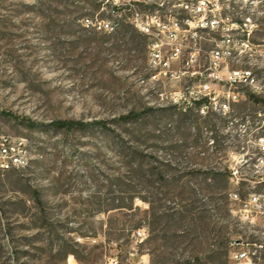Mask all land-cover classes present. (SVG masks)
I'll return each mask as SVG.
<instances>
[{
  "label": "rangeland",
  "instance_id": "1",
  "mask_svg": "<svg viewBox=\"0 0 264 264\" xmlns=\"http://www.w3.org/2000/svg\"><path fill=\"white\" fill-rule=\"evenodd\" d=\"M104 1L0 0V134L23 138L31 155L0 172V264H141L142 255L149 264H231L233 239L264 244V216L251 224L237 212L264 191V166L252 159L264 134V0H221L226 20L253 17L262 43L227 64L252 69L261 88L236 89L263 100L232 103L226 115L165 98L194 82L150 80L147 37L135 27H84V16L112 17ZM133 1L151 11L161 0ZM221 37L203 33L197 69ZM64 119L105 125H49ZM140 228L142 240L133 237ZM255 260L264 264V248Z\"/></svg>",
  "mask_w": 264,
  "mask_h": 264
},
{
  "label": "built area",
  "instance_id": "2",
  "mask_svg": "<svg viewBox=\"0 0 264 264\" xmlns=\"http://www.w3.org/2000/svg\"><path fill=\"white\" fill-rule=\"evenodd\" d=\"M171 1L166 3L161 0L154 10L142 11L133 0H105V4L113 5L112 17L98 14L95 17L84 16L81 21L86 28L105 32H115L121 26L132 25L147 37L149 67L152 70L150 80L165 83L172 79H186L194 82L192 85L165 90V98L182 111L197 106L201 112L226 115L231 111L232 103L248 99V94L236 87L247 86L254 93L261 88L252 69L230 68L227 64L233 55L259 51L257 48L262 43L253 38L258 23L248 15L239 21L233 18L226 20L222 15L221 0H215L221 6L218 12L213 0ZM240 29L243 33L238 39L234 30ZM216 30H222V37L209 50L206 56L208 65L202 70L197 69L202 56L200 42L203 33ZM194 79L199 80V83H195ZM199 101L200 105L197 104ZM259 138V155L251 157L256 168L264 166V134L259 135ZM30 160V151L23 138L0 134V172L24 168ZM241 161L248 162L244 156ZM235 173L232 170V174ZM230 197L233 201L242 200L236 192H231ZM237 212L241 221L251 224L257 217L264 216V191L251 192ZM145 235L143 228L133 233V237L139 240ZM243 244L237 238L232 240L230 263L259 264L255 258L264 244L254 242V248L250 243ZM139 262L149 264V259L142 255ZM106 264H119V260L112 256Z\"/></svg>",
  "mask_w": 264,
  "mask_h": 264
},
{
  "label": "trees",
  "instance_id": "3",
  "mask_svg": "<svg viewBox=\"0 0 264 264\" xmlns=\"http://www.w3.org/2000/svg\"><path fill=\"white\" fill-rule=\"evenodd\" d=\"M233 20H238L239 21V19H233ZM128 26H132V25L128 24ZM248 99H253V100H256V101H262L263 100L262 98H259L258 96L254 95V94L248 95ZM200 103H201V101H199L197 104L200 105ZM142 113H143V111H140V112H129L127 114L121 115L120 119L128 121V120H131V119H134V118H137V117L141 116ZM98 123L105 125V121H103V120H97L95 122H85V121H81V120H68V119L54 120V121H51L49 123V125H53V126H55L57 128L72 129V128H84V127H86V126H88L90 124H98Z\"/></svg>",
  "mask_w": 264,
  "mask_h": 264
}]
</instances>
